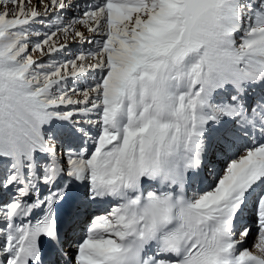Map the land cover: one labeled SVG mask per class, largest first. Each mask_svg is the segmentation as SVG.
Segmentation results:
<instances>
[{
  "label": "snow or ice",
  "instance_id": "obj_1",
  "mask_svg": "<svg viewBox=\"0 0 264 264\" xmlns=\"http://www.w3.org/2000/svg\"><path fill=\"white\" fill-rule=\"evenodd\" d=\"M0 264H264V0H0Z\"/></svg>",
  "mask_w": 264,
  "mask_h": 264
}]
</instances>
